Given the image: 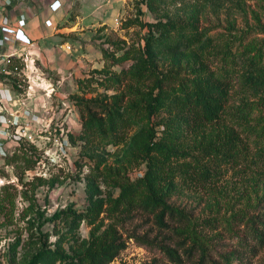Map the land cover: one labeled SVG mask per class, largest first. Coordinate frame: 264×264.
<instances>
[{
  "label": "rangeland",
  "instance_id": "1",
  "mask_svg": "<svg viewBox=\"0 0 264 264\" xmlns=\"http://www.w3.org/2000/svg\"><path fill=\"white\" fill-rule=\"evenodd\" d=\"M51 1L0 0V17L6 12L14 23L21 15L24 30L34 27L38 35L26 44L0 34V50H16L18 66L16 83L0 73V114L8 124L0 129V264H27L40 250L71 254V243L108 226L123 241L108 264H264V91L253 95L240 74L247 60L264 66V0H164L155 11L145 0H60L56 11ZM46 17L52 26H45ZM166 19L198 39L181 50L153 52L155 71L166 73L157 83L174 94L206 78L225 82L228 94L211 122L170 130L173 162L197 157L212 174L202 183L181 182L177 174L166 197L177 211L166 210L162 225L158 209L116 200L121 183L143 174L146 144L163 135L158 121L168 113L147 104L158 79L138 81L131 60L112 65L121 71L118 81L95 69L104 65L101 48L109 40L142 48L149 24ZM90 74L98 80L79 87L77 78ZM76 94L130 115L125 137L116 143L77 137L86 105L75 102ZM88 106L99 113V106ZM226 137L238 144L235 159L218 164L201 155L202 145ZM91 203L100 211L87 216ZM69 207L81 216L50 218ZM30 229L41 237L35 244L27 243Z\"/></svg>",
  "mask_w": 264,
  "mask_h": 264
},
{
  "label": "trees",
  "instance_id": "2",
  "mask_svg": "<svg viewBox=\"0 0 264 264\" xmlns=\"http://www.w3.org/2000/svg\"><path fill=\"white\" fill-rule=\"evenodd\" d=\"M144 2L150 10L155 11L164 0H145ZM149 25V33L142 48L133 45L126 46L123 40H109L110 43L101 48L104 65L95 69V72L99 73L103 79L118 81L121 71H116L112 65L131 60L130 65L138 81L145 76L153 75L158 79L155 81L157 91L153 95L150 92L151 97L147 104L151 112L162 109L168 113L166 117H162L163 119L158 121L164 126L163 135L146 144V168L143 174L133 180H126L121 183L116 200L126 206L138 205L151 211L158 209L155 217L163 225L165 224L164 212L166 210L177 211V208L166 201L170 190L175 188L177 174H179L181 182L184 183H202L212 174L209 165L200 159L198 160L197 157L194 161L183 159L173 162L172 154L176 150L170 145L175 142L176 137L170 133V130L176 131L179 123H183L186 128H190L189 130L199 129L202 125L217 118L223 102L227 98L228 89L225 82H210L206 78H199L190 86H182L174 94L163 89L157 82L166 78V73L155 71V66L151 60L153 52L186 48L191 42L198 39L197 32L189 31L183 23L170 19L157 20ZM13 65L16 64L11 62L9 67ZM241 66L242 87L249 89L253 95L258 94L261 90L264 91V66H259L252 60H247L244 64L241 63ZM12 72L8 71L2 74L10 76L16 83L18 77ZM97 80V76L90 74L77 78L76 81L78 86L82 88ZM74 97L76 103L86 105L85 111L80 113L81 128L80 135H76L77 137L87 140L108 137L115 143L125 137L126 127L130 123V115L126 118L111 105L103 102L84 100L78 94ZM259 98L262 100V93H260ZM89 104L99 106V113L92 110L88 106ZM199 150L202 156H207L209 160L211 159L218 164L228 163L239 154L238 144L231 137L209 142L202 145ZM97 206L96 203H91L85 214L87 216L98 214L100 209ZM79 216H81L80 212L69 207L56 210L50 218L72 222L74 218ZM262 223L264 225L263 221ZM30 232L27 243L35 244L41 237L32 235V229ZM40 233L46 235L45 239L48 238L47 233ZM254 233L260 240L263 239V234L260 231L255 230ZM70 246L73 249L71 254L62 253L55 249H48L45 252L40 250L33 254L27 264H54L57 259V264H108L123 246V241L120 240L116 229L108 226L103 230L92 228L87 238L82 239L77 245L71 243Z\"/></svg>",
  "mask_w": 264,
  "mask_h": 264
},
{
  "label": "built area",
  "instance_id": "3",
  "mask_svg": "<svg viewBox=\"0 0 264 264\" xmlns=\"http://www.w3.org/2000/svg\"><path fill=\"white\" fill-rule=\"evenodd\" d=\"M5 2H9V0H5ZM61 6L60 0H52L49 3V9L51 11H56ZM44 24L46 27L53 25V19L51 17H46L44 19ZM26 25V20L23 16H19L15 19L14 23H11V15L6 12L0 17V34H12L13 38L22 43L30 44L33 43V39L31 36L24 30V26ZM4 45V39L0 37V47L2 48ZM55 49V47L53 48ZM56 51V50H55ZM16 50L4 51L0 50V73H6L9 70L12 71L15 68H18L17 65H13L9 67V64L12 62L13 57H15ZM9 68V69H8ZM6 118L4 115L0 114V129H5V126H2V123H6Z\"/></svg>",
  "mask_w": 264,
  "mask_h": 264
},
{
  "label": "crops",
  "instance_id": "4",
  "mask_svg": "<svg viewBox=\"0 0 264 264\" xmlns=\"http://www.w3.org/2000/svg\"><path fill=\"white\" fill-rule=\"evenodd\" d=\"M27 33L30 34L31 38H33V41H35V38L38 37V35L35 34V28H34V27L29 28V29L27 30Z\"/></svg>",
  "mask_w": 264,
  "mask_h": 264
}]
</instances>
